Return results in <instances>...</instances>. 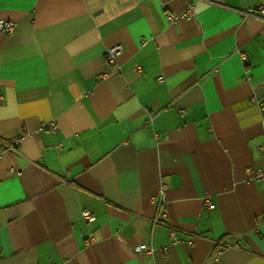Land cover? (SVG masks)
Returning <instances> with one entry per match:
<instances>
[{
    "label": "crops",
    "instance_id": "crops-1",
    "mask_svg": "<svg viewBox=\"0 0 264 264\" xmlns=\"http://www.w3.org/2000/svg\"><path fill=\"white\" fill-rule=\"evenodd\" d=\"M261 5L0 0V264H264Z\"/></svg>",
    "mask_w": 264,
    "mask_h": 264
},
{
    "label": "built area",
    "instance_id": "built-area-1",
    "mask_svg": "<svg viewBox=\"0 0 264 264\" xmlns=\"http://www.w3.org/2000/svg\"><path fill=\"white\" fill-rule=\"evenodd\" d=\"M261 12V13H264V5H261L259 6L257 9L255 8H250L248 10V14L249 15H256L258 16V12ZM186 14H189L191 15L192 14V7L189 6L188 9L185 11ZM170 19H174V17L170 16ZM15 29V23L13 21H10V20H6V19H3V18H0V33L1 34H4V35H8L10 33H12V31ZM121 49V46L120 45H117V46H114L112 48H110L107 52V60L108 62H114V59H115V55L120 51ZM240 55L243 59H246V55L245 53L243 52H240ZM262 127H263V131H264V117L262 118ZM20 141V138H16L14 139V144L16 145L17 143H19ZM10 149L13 148V146H10L9 147ZM260 149L261 151L263 152L264 154V140L263 142L261 143L260 145ZM249 172L253 173V177L254 179L258 180V181H264V167H257L255 169H249L248 170ZM208 206L209 207H214V204L208 200ZM83 216L86 220L88 221H92L95 219V216L93 215V213L90 211V210H84L83 211ZM264 219V217H263ZM175 234H176V229L175 228H171L170 229V235L171 237L173 238L174 242H176V238H175ZM191 243V241H189ZM138 250H143L144 252L146 253H152L153 249L152 248H148V247H145L144 245H140L137 247Z\"/></svg>",
    "mask_w": 264,
    "mask_h": 264
}]
</instances>
